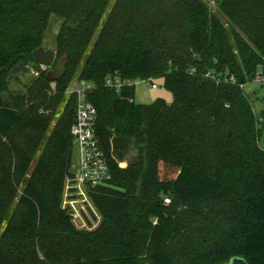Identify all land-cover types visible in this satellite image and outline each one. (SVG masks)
I'll return each mask as SVG.
<instances>
[{
    "label": "trees",
    "instance_id": "16d2710c",
    "mask_svg": "<svg viewBox=\"0 0 264 264\" xmlns=\"http://www.w3.org/2000/svg\"><path fill=\"white\" fill-rule=\"evenodd\" d=\"M216 2L213 13L203 0H0V93L14 66H39L32 52L62 19L60 73L0 95V264H264V109L243 90L264 75V0ZM76 74L94 85L110 162L87 190L101 216L91 230L61 205ZM112 75L161 78L172 101L135 103L133 85H105Z\"/></svg>",
    "mask_w": 264,
    "mask_h": 264
},
{
    "label": "built area",
    "instance_id": "2783aa9c",
    "mask_svg": "<svg viewBox=\"0 0 264 264\" xmlns=\"http://www.w3.org/2000/svg\"><path fill=\"white\" fill-rule=\"evenodd\" d=\"M41 69L43 66H40L39 73ZM143 80L154 86L152 79ZM133 81L112 75L105 78V85L118 91L123 86H132ZM254 81L264 84V75L257 74ZM77 82L79 88L74 90L67 88L65 91L67 98L72 96L75 99V115L70 135L72 145L78 150V163L76 170L71 171V175L65 180L61 205L69 212L72 220L80 216V212L74 207L76 202L74 197L80 195L87 197V190L90 187L104 184L111 178L109 156L96 132L97 110L88 99L94 85L84 79H77ZM125 162L119 161L118 166L122 167Z\"/></svg>",
    "mask_w": 264,
    "mask_h": 264
},
{
    "label": "rangeland",
    "instance_id": "374dc122",
    "mask_svg": "<svg viewBox=\"0 0 264 264\" xmlns=\"http://www.w3.org/2000/svg\"><path fill=\"white\" fill-rule=\"evenodd\" d=\"M206 4H208L209 9L211 12L216 13L218 4L216 0H203ZM110 9V5L105 11L103 18L101 19V24L105 20L106 15L108 14V11ZM62 19L58 17L55 14H52L49 18V22L47 25V28L43 35L42 45L45 49H53L55 50V37L58 32V29L61 25ZM100 30V26L95 31V34L91 40V43L89 44L87 48V53L92 47V44L98 34V31ZM59 65V64H58ZM27 67H29L28 72H21L17 73L16 77L12 78L9 83V90L7 92H1L0 95L2 98L9 102V94H20L23 93L25 88V84H27L32 78L39 75L40 67H34L33 63L27 64ZM78 74V73H77ZM77 74L71 81V83L68 86V89L74 90L75 88H79V84L77 82ZM153 85L147 84V82L143 79H135L133 81L134 85V102L140 103V104H148L153 102L156 98H162L164 99L168 104L172 101V94L169 90H167L162 83L161 78H155L152 80ZM244 92L250 96L251 104L253 111L256 115H260L261 110L264 109V85H261L260 83L253 81L245 84L243 88ZM264 112V111H263ZM58 116V114H56ZM54 124V121L51 123V127ZM261 127V135L259 137V145L261 147H264V117H262V124ZM123 162V161H121ZM78 163V150L76 146H71V171H75ZM127 166V162L122 164V168H125ZM75 202V209L80 212V216L76 219H73L72 222L75 227L79 229H94L97 227L99 222L101 221V216L93 206L91 200L87 196H77L74 197Z\"/></svg>",
    "mask_w": 264,
    "mask_h": 264
},
{
    "label": "water",
    "instance_id": "95a60500",
    "mask_svg": "<svg viewBox=\"0 0 264 264\" xmlns=\"http://www.w3.org/2000/svg\"><path fill=\"white\" fill-rule=\"evenodd\" d=\"M32 57L35 60V62L43 66V69H41L40 74L47 77L50 80H54V78L60 73L61 71V66L57 67L56 69L51 70L50 67L52 66L55 58V51L53 49H45L43 46H39L37 49H35L32 52ZM29 67L25 65L23 62H20L16 66H14L11 69L12 74H17V73H23V72H28ZM230 132L228 131V134ZM137 159L136 155H130L125 158V161L127 163H134L135 160ZM225 264H247L246 261L241 258V257H233L231 258L227 263Z\"/></svg>",
    "mask_w": 264,
    "mask_h": 264
},
{
    "label": "crops",
    "instance_id": "0c3cea01",
    "mask_svg": "<svg viewBox=\"0 0 264 264\" xmlns=\"http://www.w3.org/2000/svg\"><path fill=\"white\" fill-rule=\"evenodd\" d=\"M51 49V48H50Z\"/></svg>",
    "mask_w": 264,
    "mask_h": 264
}]
</instances>
